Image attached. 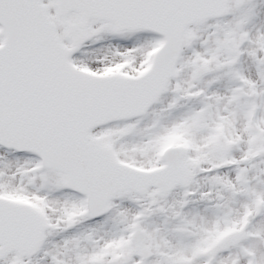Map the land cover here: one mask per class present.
I'll return each mask as SVG.
<instances>
[{
	"label": "snow or ice",
	"instance_id": "snow-or-ice-1",
	"mask_svg": "<svg viewBox=\"0 0 264 264\" xmlns=\"http://www.w3.org/2000/svg\"><path fill=\"white\" fill-rule=\"evenodd\" d=\"M0 264H264V0H0Z\"/></svg>",
	"mask_w": 264,
	"mask_h": 264
}]
</instances>
